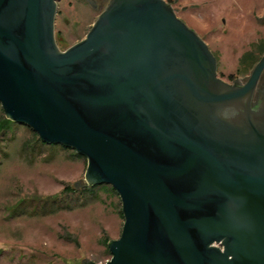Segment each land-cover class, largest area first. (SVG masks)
Returning <instances> with one entry per match:
<instances>
[{
  "label": "water",
  "instance_id": "obj_1",
  "mask_svg": "<svg viewBox=\"0 0 264 264\" xmlns=\"http://www.w3.org/2000/svg\"><path fill=\"white\" fill-rule=\"evenodd\" d=\"M54 14L0 0V109L117 195L102 264H264V52L227 83L165 0H107L63 50Z\"/></svg>",
  "mask_w": 264,
  "mask_h": 264
},
{
  "label": "rangeland",
  "instance_id": "obj_2",
  "mask_svg": "<svg viewBox=\"0 0 264 264\" xmlns=\"http://www.w3.org/2000/svg\"><path fill=\"white\" fill-rule=\"evenodd\" d=\"M165 1L216 57L218 77L229 81L247 76L249 63L241 68L238 58L249 50L254 57L264 49V0ZM100 9L83 0H55L53 31L58 47L64 49L81 39ZM2 131L0 264L106 261L109 255L101 239L117 238L122 224L117 195L97 190L95 198L84 205L77 200L69 208L42 214L41 210L49 208L44 199L73 203L74 192L61 191L84 182L85 158L73 156L71 149L60 145L36 147L30 130L22 125Z\"/></svg>",
  "mask_w": 264,
  "mask_h": 264
},
{
  "label": "trees",
  "instance_id": "obj_3",
  "mask_svg": "<svg viewBox=\"0 0 264 264\" xmlns=\"http://www.w3.org/2000/svg\"><path fill=\"white\" fill-rule=\"evenodd\" d=\"M259 51H258L259 54L258 55L255 54L254 57H253L254 53L251 50L246 51L245 53H242L241 56L238 58V63L240 64V67L246 69V64L249 63V67L251 68L252 65L257 61L258 57L263 53L264 49L259 50ZM12 125H20V124L11 122V121L5 119L3 116L0 117V131H2V128L4 129V128L12 126ZM22 126H24V125H22ZM30 132H31L32 139H33L34 143L36 144V147L39 148V147L46 146V144L42 143L37 138L36 134L33 131L30 130ZM49 147H51V145H49ZM32 151H33V149H32ZM72 155L75 156V157L81 156V155L75 153L74 151H73ZM97 190L108 191L111 194H115L114 191L111 189V187L109 185H106V184H99V185H84V184H81L78 187H75V188H72V189H68L67 186H65V187L62 188L61 192H64V193L67 192L69 194L74 192L75 196L72 197L73 198V203L69 204V203L57 202L55 200V197L54 198H50V199H44L43 200V204H46L48 202L49 208H48V210L47 209L41 210L42 214L51 213V212H54V211L59 210L61 208H69L71 206V204L75 205L76 203H78L77 200H80V205H84V204H86L87 201L95 198ZM69 201L71 202V200H69ZM118 214L121 215L119 210H118ZM107 240L108 239H106V238H102L101 239V242L104 245V247H105V243H106ZM105 252L108 253L107 250H106V247H105Z\"/></svg>",
  "mask_w": 264,
  "mask_h": 264
},
{
  "label": "flooded vegetation",
  "instance_id": "obj_4",
  "mask_svg": "<svg viewBox=\"0 0 264 264\" xmlns=\"http://www.w3.org/2000/svg\"><path fill=\"white\" fill-rule=\"evenodd\" d=\"M85 3H87L91 8H93V9H99L100 7H101V9H100V11L103 9V7L107 4V0H83ZM99 11V12H100ZM98 12V13H99ZM97 13V14H98ZM97 16V15H96ZM53 34H54V40H55V43H56V45H57V47H58V42H59V38L57 37V35L54 33V31H53ZM59 48V47H58ZM60 49V48H59ZM65 49V48H64ZM209 49V48H208ZM60 50H63V49H60ZM211 52V51H210ZM264 52V51H263ZM212 53V52H211ZM212 55H213V53H212ZM214 56V55H213ZM215 57V56H214ZM260 57V56H259ZM258 57V58H259ZM215 60H216V57H215ZM258 60V59H257ZM216 62H217V60H216ZM254 65V64H253ZM252 65V66H253ZM252 68V67H251ZM250 68V69H251ZM250 71V70H249ZM249 71H248V73H249ZM217 75V74H216ZM248 75V74H247ZM220 78V77H219ZM221 79V78H220ZM234 78H232V79H230L229 81H225V80H223V81H225V82H227V83H231L232 82V80H233Z\"/></svg>",
  "mask_w": 264,
  "mask_h": 264
}]
</instances>
